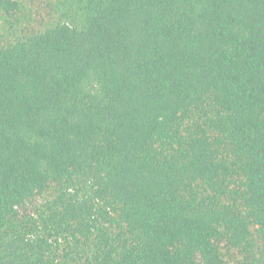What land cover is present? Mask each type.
<instances>
[{
    "label": "trees",
    "instance_id": "trees-1",
    "mask_svg": "<svg viewBox=\"0 0 264 264\" xmlns=\"http://www.w3.org/2000/svg\"><path fill=\"white\" fill-rule=\"evenodd\" d=\"M0 264H264V0H0Z\"/></svg>",
    "mask_w": 264,
    "mask_h": 264
}]
</instances>
